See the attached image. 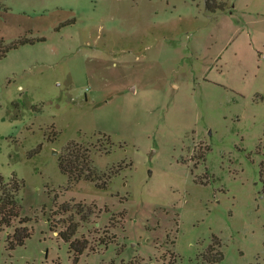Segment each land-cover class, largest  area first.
<instances>
[{"label": "rangeland", "instance_id": "1", "mask_svg": "<svg viewBox=\"0 0 264 264\" xmlns=\"http://www.w3.org/2000/svg\"><path fill=\"white\" fill-rule=\"evenodd\" d=\"M218 1L0 0L28 40L0 60V175L31 230L0 264H212L214 237L264 264V0ZM71 141L99 186L61 173Z\"/></svg>", "mask_w": 264, "mask_h": 264}, {"label": "trees", "instance_id": "2", "mask_svg": "<svg viewBox=\"0 0 264 264\" xmlns=\"http://www.w3.org/2000/svg\"><path fill=\"white\" fill-rule=\"evenodd\" d=\"M197 1V0H190ZM206 11L210 13L225 11V3L218 0H204ZM26 39H18L13 42H6L0 38V60L4 58L8 52L17 47L27 43ZM59 169L62 174L67 176L69 184L76 183L79 180L95 181L99 186V173L92 165L90 158V148L85 147L78 142L71 141L67 144L63 154L59 157ZM22 182L13 175L6 180L0 175V231L10 229L17 222L20 226L14 229L12 235H7L6 244L7 249L12 250L15 246L23 245L24 242L30 238L31 230L28 227V218L20 216V199L18 197ZM73 233L61 234V238L71 244L76 251L85 250V246H77L74 240L71 239ZM216 244L208 246V253L213 254L211 259L204 262L211 261L212 264H217L222 259V252L220 250L221 243L217 237ZM213 238V239H214ZM213 242V241H212ZM217 248H216V247Z\"/></svg>", "mask_w": 264, "mask_h": 264}]
</instances>
